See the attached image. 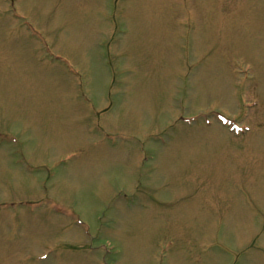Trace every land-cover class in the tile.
I'll use <instances>...</instances> for the list:
<instances>
[{"label": "rangeland", "instance_id": "rangeland-1", "mask_svg": "<svg viewBox=\"0 0 264 264\" xmlns=\"http://www.w3.org/2000/svg\"><path fill=\"white\" fill-rule=\"evenodd\" d=\"M0 264H264V0H0Z\"/></svg>", "mask_w": 264, "mask_h": 264}]
</instances>
